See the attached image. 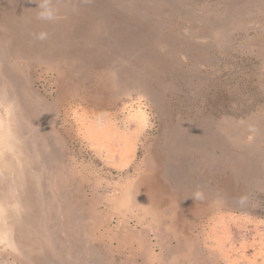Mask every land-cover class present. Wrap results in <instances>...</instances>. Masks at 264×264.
<instances>
[{"label":"rangeland","instance_id":"1","mask_svg":"<svg viewBox=\"0 0 264 264\" xmlns=\"http://www.w3.org/2000/svg\"><path fill=\"white\" fill-rule=\"evenodd\" d=\"M1 92L37 218L0 264H264V0H0Z\"/></svg>","mask_w":264,"mask_h":264},{"label":"bare ground","instance_id":"2","mask_svg":"<svg viewBox=\"0 0 264 264\" xmlns=\"http://www.w3.org/2000/svg\"><path fill=\"white\" fill-rule=\"evenodd\" d=\"M0 95L3 96L2 102L0 103V107H2V111L0 112V187L8 185L14 189L11 204H7L8 200L4 202L0 199V242H4L7 248L15 251L17 248L19 249V247L12 236L13 233L11 229L5 228L7 227L6 224H8L6 221L10 218L14 219V224L16 225L18 223L19 229H21L30 221H36L37 209L28 207L30 204L35 203L33 200L34 192L31 190L34 185L31 184V180L27 178L22 180V182L15 181L18 173L15 175L12 173L15 169V171H22L23 173H30L33 175L35 170L33 166L29 167L32 158H27L25 156L26 153H23L21 138L24 137V134L27 132H25V129L22 131L21 127L17 124V119H14L15 101L11 99L13 96L3 92H1ZM8 175H10V177ZM19 183H21L20 188L12 187ZM35 185L38 187L36 196L40 198V194L44 191L45 184L41 182L40 179H37ZM143 191H145L144 188H142V192ZM139 195H142L141 191H139ZM143 201L144 200L139 201L137 204L143 206L144 210H150L142 204ZM22 239L20 242L23 244L26 243V239ZM31 243L34 244V242L30 241L29 244Z\"/></svg>","mask_w":264,"mask_h":264},{"label":"clouds","instance_id":"3","mask_svg":"<svg viewBox=\"0 0 264 264\" xmlns=\"http://www.w3.org/2000/svg\"><path fill=\"white\" fill-rule=\"evenodd\" d=\"M40 18L42 19H52V14L50 11H45L40 14ZM47 34L46 33H39L37 35V39L44 40L46 39ZM196 198H199V193L196 194Z\"/></svg>","mask_w":264,"mask_h":264}]
</instances>
